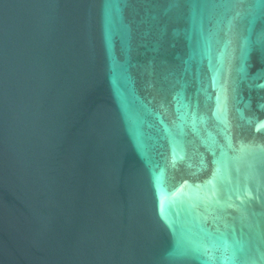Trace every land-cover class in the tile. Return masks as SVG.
<instances>
[{
	"label": "water",
	"instance_id": "1",
	"mask_svg": "<svg viewBox=\"0 0 264 264\" xmlns=\"http://www.w3.org/2000/svg\"><path fill=\"white\" fill-rule=\"evenodd\" d=\"M0 264H264V0H0Z\"/></svg>",
	"mask_w": 264,
	"mask_h": 264
}]
</instances>
